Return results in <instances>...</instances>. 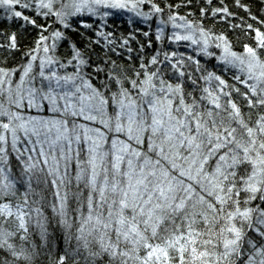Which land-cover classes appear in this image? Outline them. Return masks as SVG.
<instances>
[{"label": "snow or ice", "instance_id": "snow-or-ice-1", "mask_svg": "<svg viewBox=\"0 0 264 264\" xmlns=\"http://www.w3.org/2000/svg\"><path fill=\"white\" fill-rule=\"evenodd\" d=\"M0 264H264V0H0Z\"/></svg>", "mask_w": 264, "mask_h": 264}]
</instances>
